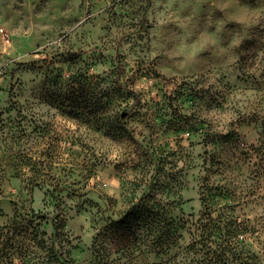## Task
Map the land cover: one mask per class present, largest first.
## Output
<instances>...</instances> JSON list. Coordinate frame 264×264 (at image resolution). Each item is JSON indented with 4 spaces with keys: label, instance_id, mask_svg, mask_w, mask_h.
<instances>
[{
    "label": "rangeland",
    "instance_id": "374dc122",
    "mask_svg": "<svg viewBox=\"0 0 264 264\" xmlns=\"http://www.w3.org/2000/svg\"><path fill=\"white\" fill-rule=\"evenodd\" d=\"M136 198L168 249L94 254ZM0 233V264L54 239L75 264H264V0H0Z\"/></svg>",
    "mask_w": 264,
    "mask_h": 264
},
{
    "label": "trees",
    "instance_id": "16d2710c",
    "mask_svg": "<svg viewBox=\"0 0 264 264\" xmlns=\"http://www.w3.org/2000/svg\"><path fill=\"white\" fill-rule=\"evenodd\" d=\"M145 201L136 198L129 210H126L115 222L106 226L102 233L96 235L93 242L94 254L99 256L100 251L107 252L111 248L112 253L132 259L131 255L135 253L138 255L149 253L150 245L155 242L159 243L162 248L167 247L168 249V243L173 237L169 235V230L164 224L165 219L159 215V212L165 213L166 211L148 207ZM54 236H56L55 233H53ZM96 243H98L97 246ZM41 245L37 242L39 248ZM47 250L52 255L50 254L43 264H75L63 258L61 252L58 251L56 239L51 240Z\"/></svg>",
    "mask_w": 264,
    "mask_h": 264
}]
</instances>
